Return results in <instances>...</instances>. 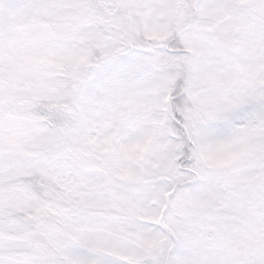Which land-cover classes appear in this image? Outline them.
<instances>
[{"label": "snow or ice", "instance_id": "1", "mask_svg": "<svg viewBox=\"0 0 264 264\" xmlns=\"http://www.w3.org/2000/svg\"><path fill=\"white\" fill-rule=\"evenodd\" d=\"M0 264H264V0H0Z\"/></svg>", "mask_w": 264, "mask_h": 264}]
</instances>
